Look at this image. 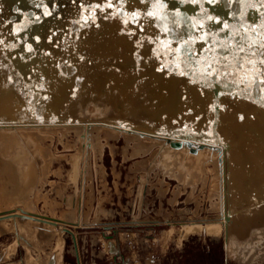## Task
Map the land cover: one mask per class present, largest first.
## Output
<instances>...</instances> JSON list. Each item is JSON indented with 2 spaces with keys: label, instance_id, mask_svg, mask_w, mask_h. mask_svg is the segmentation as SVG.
<instances>
[{
  "label": "rangeland",
  "instance_id": "374dc122",
  "mask_svg": "<svg viewBox=\"0 0 264 264\" xmlns=\"http://www.w3.org/2000/svg\"><path fill=\"white\" fill-rule=\"evenodd\" d=\"M144 11L150 15L141 9L138 23L146 19ZM127 12L128 9L119 12L110 9L102 14L98 11V15L80 23L74 32L79 56L73 61L71 81L59 85L64 91L45 95L53 101L47 98L50 103L44 110L52 112L42 116H33L37 113L32 108L33 102L18 93L17 84L12 87L7 80L8 74L13 75L7 69L3 32L6 20L0 12V96L6 104L4 114H0V145H6L0 149V209L12 207L18 211L20 206L71 220L56 223L61 236L59 264H77L75 255L79 264H123L122 256L127 258L125 264H264V193L231 204L227 209V215H232H228L229 219L242 216L245 210L248 217L240 225L227 223L219 203L220 163L216 150L196 145L195 152H191L185 141L172 146L165 135L212 133L210 89L204 94L203 105L193 113L196 118L203 116L204 123H172L167 125L169 128L157 125L162 116L174 115V109L168 110L167 106H171V101L174 104L176 88L183 83L177 64L178 51L171 61L165 60L163 55L169 53L166 44L158 42V36L149 29L144 35L148 33L153 40L147 39L141 46L139 43L134 58L131 57L132 53L126 51V38L134 31L131 32V24L127 25L130 22ZM203 16L206 18L207 14L197 19L201 26ZM121 21H126L128 27H123ZM209 23L211 29L202 26V31L219 29L218 25L213 26L214 21ZM230 28L219 31V36L213 38V44L218 43L213 61L199 59L195 65L264 93L257 75L259 67L254 64L259 59V50L249 46L232 52L226 35L238 32L236 27ZM156 50H160L162 59L156 57ZM249 50L251 54L246 53ZM136 57L142 60L137 62ZM131 58L135 60L130 61ZM240 58L254 59L249 66L255 67L245 69V76L239 69L243 66ZM167 70L176 74L169 84L163 76H160L163 82L153 78L154 73L159 78L161 71ZM238 100L242 122L247 117H255L258 123L264 120V108L245 99ZM162 107L167 112L161 113ZM224 110L220 113L219 109L216 130L220 142L229 145L224 130L231 119L228 110ZM171 127H181L183 133H176ZM205 140L214 143L211 138ZM209 218L219 219L216 228H220L206 230L192 226L197 230L182 235L178 231V222L183 219ZM62 225L69 230L61 229ZM11 234L7 231L3 235L10 238ZM49 244L43 243L44 249ZM20 249L19 245L16 250ZM133 257L139 262H133Z\"/></svg>",
  "mask_w": 264,
  "mask_h": 264
},
{
  "label": "bare ground",
  "instance_id": "6f19581e",
  "mask_svg": "<svg viewBox=\"0 0 264 264\" xmlns=\"http://www.w3.org/2000/svg\"><path fill=\"white\" fill-rule=\"evenodd\" d=\"M149 1L153 5V8H151V10H149L148 14H150V15H148V16L146 15L145 11H144V13H142V14H144L143 17H145L146 19L140 23L137 22V19H138L137 17L139 15L138 12L141 9L138 12L136 11V8L138 9L140 4H139V6H136L133 4V7L132 8L130 7L132 10L130 11L129 14H127V17L129 15L128 21L130 19L131 23L129 22V23H127V25L131 24L130 25L131 26V32L134 31V33H130L126 38V51H127V53H130V54L132 53L131 57L134 58L133 54H134L135 50H137V49H135L137 47V45L139 43H140L139 44L140 46L144 45L143 42H145V40L152 39V38H150V35L148 33L147 34L145 33V35H144V32H149L150 30H152V33L155 34L156 36H158L157 37V39L159 38L158 42L162 41V44L163 45L166 44V46L168 48L169 53H166L167 55H165V54L163 55L164 59L165 60L168 59L169 61H171V59L173 58L172 56L178 51V48H179L180 43H181V38H182V34H181L182 31H180L181 14L179 12L180 11L179 7H178L177 3L175 2V0H149ZM187 1H189V4H190V11H191L192 25H193L192 26V28H193V35H192L193 36L192 37L193 38V46H192V53H191V58H192L193 62L196 63V61H200L199 59H203L206 62L213 61V58L215 55L214 53H217L216 45L218 44L217 42L215 44H213L212 41L213 40L215 41V39H213V38L219 36V34H218L219 31L224 32L226 27H228V28L231 27L230 30L235 29V27H236V31L238 32L237 34L236 33L235 34H233V33L228 34L227 33V35H226L225 34L226 32L224 33L227 36V40H228L227 42L229 43L228 46H231L232 52L235 49L236 50L238 49V44L242 46L241 50L249 48V46H251L252 48L254 46L259 50V53H258L259 59L255 60L256 62L253 61L254 59L250 60L247 58L248 60L246 61V60H244L245 58L243 60H242V58H240V61H241L240 63H243V66H242V68L239 66V69L241 72H243L242 74H244V76H245L246 72H244V70L245 69L247 70V69H249V67L254 66V65L249 66V63L251 61H253L254 64L257 63L256 65L259 67V73L257 72L258 73L257 75L259 77V82L261 83V84L260 83L259 84L263 85V87H264V53H263L264 52V3H262L261 0H187ZM255 1H257V2H255ZM139 2L142 3V1H140V0L134 1L135 4H137ZM142 7H144V6H142ZM0 12H2L3 15L5 14L4 10H1V8H0ZM206 14L208 17L206 16V18H205V16H203L204 18H202V20H200L202 22V26L203 27L206 26V28L209 26L208 28L211 29V25L209 22L214 21L215 24L212 23L213 26L218 25L219 29H216V30L213 29L214 31H212V32H210V30L209 31L206 30L207 32L202 31L203 27L198 23L197 19H200L202 17V15H206ZM198 17H200V18H198ZM3 18H5V15L3 16ZM85 18H88V17H83L84 21L86 20ZM121 19L124 20L123 18H121ZM141 20H143V19H141ZM204 20H206L208 23L206 21L203 23ZM242 20H246V21H244L245 26L250 25V24H248L249 22H247L248 20L257 21L259 24L258 28H259L261 33L258 31L259 33L257 32V34H256L254 32V34L250 35L248 32H246V30H245V33H242V30L244 32V29L241 27V24H240V21H242ZM122 22L123 21H121L120 23H121V25H123V27L124 26L128 27L125 24L126 21L123 22L124 24H122ZM77 28L78 27H74V24L69 22V23H67L66 28H62L63 31L58 30V28H57L53 31H46V32L44 31V33H42L43 35H42L41 39L44 42L42 47H43V50L46 52L43 53L42 51H40V49L38 52L40 55L44 54V55H47L49 58L54 59V61H53L54 68L53 69L55 70V73L58 74V79H57L56 84L53 83L50 87L48 86L49 88L48 87H47L48 89L45 88L43 92L34 93V96H38V98H40V96L45 97L46 94H51L52 92L55 93L56 92L55 90H57V92H59V90L64 91V89H61L62 87H59V85L65 84L69 79H70L69 81H71V77H72L71 75H72V71L74 68L73 61L79 56V53L77 51V43L75 40V33H74ZM3 32L5 33L4 37H5V41L7 42V38H9L8 37L9 33H7V27L4 28ZM155 40H156V37L154 38V43H155ZM149 41H151V40H149ZM118 43H120V42H118ZM156 43H155V45H157ZM129 46H130V48H129ZM164 48H165V46H164ZM5 50L7 52V54H6V60L8 63L7 69H9L12 72V75H15V72L12 69V63H11V61H9V58H11L12 55H11V53H9V51L6 48H5ZM138 50H139V48H138ZM165 50H167V49H165ZM159 51L156 50V57L162 59V54H160ZM125 52H123V53H125ZM27 53L28 52H26L25 54H27ZM150 53L151 52H149V54ZM246 53L249 54L250 50L246 51ZM44 55H42V56H44ZM138 56L139 55L137 53V57ZM153 56H154V54H153ZM137 57L135 58L136 60H137ZM139 57H141V55ZM133 58H131L130 61ZM150 58H152V57L150 56ZM135 59H133V60H135ZM139 60H142V58L138 59L137 62ZM125 63H127V62H125ZM122 69H124V68H122ZM122 69L120 71H122ZM237 69H238V67H237ZM169 70L164 71V72L161 71V74L159 73L160 74L159 78L157 77L158 75L157 74L155 75V73H154L153 78H155V79L157 78L156 80H159L158 82H160V80L163 82L166 79L165 82H167V84H169V82H171V79L173 81L176 79L175 78L176 74L174 75L173 72L169 71ZM254 70H256V69L254 68ZM126 71H127V69H126ZM256 71H258V70H256ZM118 74H119L118 76H120V73H118ZM9 75L10 74H8V76H7V80L13 87V84L15 82L13 81V76L10 75V77H9ZM250 75H251V73H250ZM160 76L161 77L163 76L164 80H162ZM253 77H255V76H253ZM182 78H183V80H182L183 83H180V85H178L179 87L176 86L177 87L176 88L177 89L176 90L177 98H176V100H174V104H172L173 102L171 101L170 102L171 106H167V108L169 107L171 109H174L173 117L168 118V116L167 117L162 116V118L160 117L161 121H158L157 125L169 128V126H167V125L172 124V123L173 124H180V125H183V124L184 125H188V124L197 125L199 122L202 121L203 116L196 118V116L194 115L195 114L194 112L198 108H200L201 105H203L202 102L204 101V98H205L204 94L210 88L205 87V86H201V85H197V84H195V82L185 79L184 76ZM244 78H246V77H244ZM247 78H248V75H247ZM249 79H252V78H249ZM255 79H256V77H255ZM151 80H152V78H151ZM178 82L176 84H178ZM172 83L174 85V82H172ZM14 85H16V84H14ZM17 85L19 86V89H20L18 91V93H22L25 97H28L30 99V101L33 102L35 97H32L31 94H29V92L24 89L26 87L19 84V82ZM119 86H120V84H119ZM158 86L160 87V84L157 85V88H158ZM163 86L166 87L167 85H163ZM168 88H170V86H168ZM122 89H124V88H122ZM172 89H173V87H172ZM163 90H166V89H164V87H163ZM163 90L161 88V91H163ZM141 91H142V89H141ZM155 91L158 92L157 90L154 89V92ZM210 91L212 93V106H213V110H214V101H213L212 89H210ZM168 93H169V91H168ZM61 94H63V93H61ZM224 94H226V95H224ZM51 96L52 95H50V97ZM54 96H55V94H54ZM47 98H49V97H47ZM55 98L56 97H54V99ZM227 99H230V102L227 101ZM238 99L248 100V99L243 98L241 96L226 93V92H220L219 93L218 110H217L216 119L214 121V126L216 128V124H217L218 119H219V109L221 108L220 113H222L224 109H227L228 111L227 110L226 111L228 114H230L229 117L231 120L229 123H227L228 125H227L226 130H224V128H223V130L227 132L226 135L224 134V137L227 138L226 140L230 141L229 145L222 143L223 141L220 142V140L217 142L214 141V143H213L214 145H208V144L198 145V143H196V142L191 143V144H196L199 148L202 146H207V147L212 148V150H216V152H217L216 154L218 155V161L220 163V170H219L220 174L218 175L220 184L219 183L218 184H219V197H220L219 203L221 206V211H222V214H224V216H226L225 219H227V220H225V221H227V223H229V221H231L230 224L233 223L235 225H240L245 220H247V217H248L247 212L248 211L245 210L246 212L244 211L242 213V216H238L235 218L232 217L234 219L231 220V219H229V216H228L230 214L227 215L228 207L231 206V204L232 205L233 204H239L241 202L247 201V199H250L253 196L255 197L256 196L255 193H258L257 195H259L260 193L261 194L264 193V120H262L258 123L257 119H255V117H251L250 119H248V117H247V120H245L246 122H242L243 120L239 118V114H238V110L241 108V107L240 108L238 107L239 102H240ZM47 100L48 99H46L45 101H47ZM50 100H52V99H50ZM45 101L41 102V104L39 103V105H37V106H35L34 103L32 104V108L35 111H37V113L35 112L33 114V116H35L36 114L42 116L47 112H52V111L46 112V110H44V109H48ZM248 101H250V100H248ZM48 102H47V104L50 103V102L49 103ZM242 104H245V103H242ZM220 105H221V107H220ZM5 106H6V104L2 100V96H0V114H4L5 108H6ZM260 107L264 108L263 106H260ZM163 108L164 107H162V110H160V112L161 111L163 113L167 112V111H163ZM169 108H168V110H169ZM159 109L160 108H158V111H159ZM8 111H10V110H8ZM198 114H199V112H198ZM260 114H261V112H260ZM193 115L195 116L194 119H193ZM150 116H155V115H150ZM151 118L154 119L155 117H151ZM170 118H172V119H170ZM192 119H193V121H192ZM213 119H214V114L212 115V123H213ZM261 119H263V118H261ZM191 121H192V123H191ZM212 123H211V126H212ZM211 126H210V128H211ZM171 128H173V127H171ZM172 130H181L182 131L183 128L178 127V128H173ZM203 133L204 132H199L198 134L193 133V134H189V135H183L182 138L187 137V138H190L193 140L196 139L197 141L211 138V137H206V136H198V135H202ZM217 134H218V132H217ZM176 137H179V136L177 135ZM211 139H213V138H211ZM182 141H185V140H182ZM11 143H12V141H11ZM8 144H9V142H8ZM4 146H6V145H3V143H2V145H0V149H2ZM187 146L189 147V145H187ZM195 149L194 150L190 149V151L195 152ZM256 172H259L260 175L258 174L259 176L257 178H254ZM262 195H264V194H262ZM261 196H260V198H261ZM256 205H257V203H256ZM245 206H246V204H245ZM242 210H243V208H242ZM242 210H240V212ZM14 211H15V209H14ZM258 211L259 210H256V211L253 210V213L258 212ZM240 212L238 211V213H240ZM233 215H235V214H233ZM230 216H232V215H230ZM225 225H227V224H225Z\"/></svg>",
  "mask_w": 264,
  "mask_h": 264
},
{
  "label": "water",
  "instance_id": "95a60500",
  "mask_svg": "<svg viewBox=\"0 0 264 264\" xmlns=\"http://www.w3.org/2000/svg\"><path fill=\"white\" fill-rule=\"evenodd\" d=\"M134 1L135 0H0V8L5 12V27H7V33H9V38H7V42L4 43V47L12 55L9 61H11L12 69L15 72V75H13L14 84H18L19 82V84L26 87L24 89L28 91L32 97H35L33 100L35 106L39 105V103L41 104V102L45 101L47 98L42 96L38 98V96H34V93L43 92L48 86L50 87L53 83L56 84L58 79V74L55 73L53 69L54 59L44 54H42L44 55L42 56L38 52L39 49L43 53L46 52L42 47L44 43L41 39L42 33H44V31H53L57 28L63 31L62 28H66L69 22L74 24V27H78L80 23L84 22L83 17H95V15H98V11L102 14L103 11L105 12V10L110 9H115L118 12L121 9H128L129 12L127 14H129L133 4L136 6L140 4L139 8L147 12L153 8L149 0H140L142 3L139 2L137 4H135ZM175 2L179 7L182 23V39L177 54L178 68L182 72V77L184 76L185 79L193 81L197 85L208 87L212 89L213 92L214 119L211 126L212 133L209 134L207 132L198 136L211 137L217 142L220 139L214 126V121L218 110L219 93L226 92L238 95L263 107L264 93L255 91L237 80L217 77L195 65L191 58L193 25L190 4L187 0H175ZM244 21L246 20L240 21L244 32L246 30V32L252 35L254 32L257 33L260 31L257 21L248 20L247 22H249L248 24L250 25L246 26ZM241 49L242 46L238 44V52ZM26 52L28 53L25 54ZM45 102L47 106L48 100ZM10 122L14 121L10 120ZM107 124L118 126L111 122H107ZM137 129L141 130L139 132H143L142 129ZM174 132L183 133L181 130H174ZM165 135L169 138L168 143L170 145L178 146L181 140H185L191 150L196 148V144H191L192 142H196L198 145H214L208 140L197 141L196 139L193 140L187 137L182 138L183 136H179L181 134H177L179 137L176 138L172 137V135ZM58 221L68 222L71 220H66L44 212L27 210L20 206L18 207V211H14L12 207H6L0 209V235L7 231H11L13 233V240L17 243L33 246L38 252L35 258L37 264H59L61 236L59 233L60 229L56 228V223ZM219 222L220 220L216 218H209L208 220L183 219L178 222V231L182 235L191 230H197L192 226H198L199 228L203 227L206 230H217L219 226L217 228L216 226ZM168 223H170V226L172 225L171 222ZM103 226H109V224H103ZM60 228L69 230L65 225H62ZM48 242L52 243V247L49 251L45 252L43 243ZM108 243L110 246V239ZM75 258L76 263L79 264L77 255H75Z\"/></svg>",
  "mask_w": 264,
  "mask_h": 264
},
{
  "label": "crops",
  "instance_id": "0c3cea01",
  "mask_svg": "<svg viewBox=\"0 0 264 264\" xmlns=\"http://www.w3.org/2000/svg\"><path fill=\"white\" fill-rule=\"evenodd\" d=\"M142 198V197H141ZM142 199L140 200L139 204V210L142 209ZM2 233L0 235V251H1V258H0V264H37V261H35L36 256L38 255V252L36 249L31 245H22L17 243L12 236L10 238H7ZM19 245L21 249L17 251L16 249L19 248ZM47 248L43 246V249L45 252L49 251L52 247V243L49 244V246L45 245ZM136 256V253H134ZM133 262H139L138 258L133 257ZM84 264V263H83Z\"/></svg>",
  "mask_w": 264,
  "mask_h": 264
},
{
  "label": "flooded vegetation",
  "instance_id": "af4514ba",
  "mask_svg": "<svg viewBox=\"0 0 264 264\" xmlns=\"http://www.w3.org/2000/svg\"><path fill=\"white\" fill-rule=\"evenodd\" d=\"M152 236L150 235V237H152ZM121 261H122L123 264H125L127 262V258L122 256L121 257Z\"/></svg>",
  "mask_w": 264,
  "mask_h": 264
},
{
  "label": "snow or ice",
  "instance_id": "6c2138e0",
  "mask_svg": "<svg viewBox=\"0 0 264 264\" xmlns=\"http://www.w3.org/2000/svg\"><path fill=\"white\" fill-rule=\"evenodd\" d=\"M262 3H264V0H261Z\"/></svg>",
  "mask_w": 264,
  "mask_h": 264
}]
</instances>
